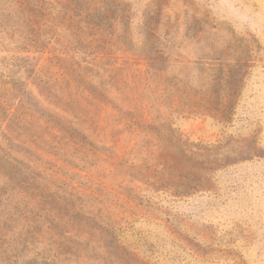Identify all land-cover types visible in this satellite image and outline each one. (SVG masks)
<instances>
[{"label":"rangeland","instance_id":"1","mask_svg":"<svg viewBox=\"0 0 264 264\" xmlns=\"http://www.w3.org/2000/svg\"><path fill=\"white\" fill-rule=\"evenodd\" d=\"M0 264H264V0H0Z\"/></svg>","mask_w":264,"mask_h":264}]
</instances>
